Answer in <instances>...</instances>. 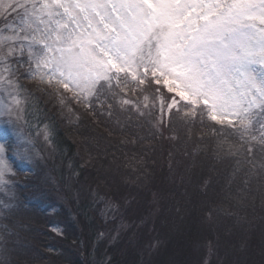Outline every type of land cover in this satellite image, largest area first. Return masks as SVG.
Here are the masks:
<instances>
[{
    "label": "snow or ice",
    "instance_id": "1",
    "mask_svg": "<svg viewBox=\"0 0 264 264\" xmlns=\"http://www.w3.org/2000/svg\"><path fill=\"white\" fill-rule=\"evenodd\" d=\"M0 18V116L21 103L11 63L26 55L33 78L77 99L162 85L173 93L162 110L183 102L185 115L206 113L242 138L258 124L264 143V0H0ZM5 151L0 143V181Z\"/></svg>",
    "mask_w": 264,
    "mask_h": 264
},
{
    "label": "trees",
    "instance_id": "2",
    "mask_svg": "<svg viewBox=\"0 0 264 264\" xmlns=\"http://www.w3.org/2000/svg\"><path fill=\"white\" fill-rule=\"evenodd\" d=\"M23 60L27 61L26 55ZM12 63L11 70L14 71L15 67L17 69L18 59L16 58ZM27 63L24 65L27 66ZM36 83L38 84V82ZM151 87L159 86L152 85ZM159 88L168 97L173 95V93H168L165 87L160 86ZM68 93L64 92L66 99L78 110V115L74 119L59 116L54 111L51 113L48 107H45L43 112L40 102L38 104L37 101H30L29 119L24 125L31 133L34 142L37 143L34 133L30 129L31 125L36 122H39L40 126L48 125L50 151L56 155L55 161L60 159L65 162L69 161L73 163V168L76 171L79 164L84 162L82 169L87 172L86 178L79 176L84 180L83 184L93 183L99 192L107 195L106 198L114 200H126L121 197L122 194L126 196L128 192L134 196L138 190L137 196H134L133 201H130L129 204L122 202L125 209L112 221L103 219L95 211L87 215L81 214L82 221L73 222L69 211L64 215L56 212L50 215L44 212L41 205H37L38 211L34 215L36 221L30 220L31 225L37 227L22 236L24 235L23 241L27 247L33 244L31 249L35 250L33 255L38 254V259L33 257L34 260H29L30 258L22 257L18 260L19 264H264V182H255L258 180L253 182L252 177L244 181V176L248 174L246 166L249 164L248 161L247 164L241 165L240 161L235 158L226 157L227 160H223L220 164L216 162L220 158L216 157L215 152H212L214 147L212 134L219 131V128L225 130V127L215 124L207 116V119H201L199 111L190 116L195 121L203 122L205 128L212 132L203 139L193 130L191 146L183 142L185 146L181 150L190 148L194 150L199 148L196 146L197 144L208 143V147L206 149L200 147L201 150L195 156L189 151L188 158L190 160H199L201 157L208 158L206 164L201 161L195 163L207 167L203 171V175L200 176L199 173L193 172V177L190 179L191 172L198 169L195 168L196 165L190 166V163L193 162L183 163L180 151L174 152L175 154L168 153L169 149L167 146L164 147L166 143L160 141L152 147L151 143L147 142L148 133L146 131L144 135L140 136L143 139L138 143L135 138L138 137L136 129L114 125L107 119L110 114L107 116L103 109L98 110L97 107L88 106L81 99L76 101L77 98L75 99ZM177 99L179 98L177 97ZM35 104L38 105V108H33ZM182 104L183 102H181ZM99 116H101V120ZM152 132L150 134L155 137V131ZM181 135L186 136L182 132ZM91 136H95L96 139H102L101 136H104L111 140L112 144L110 145L113 146L114 151L120 153L118 163H129V158L133 159L136 151L145 152L143 168L146 171L142 173L141 178H137L132 189L128 190L130 184L125 182V180L128 181L130 173L124 175L118 167L117 171L111 170L108 173L109 168H114V162L104 165V171L97 169L98 163L89 165V169L86 168L90 162L85 161V156L79 152L78 146L80 140L85 141ZM0 139L3 143H7L5 138L0 137ZM6 146L7 158L16 174L5 175L4 179L9 178L10 184L7 185L8 189L5 188L6 191L0 189V247L2 246L0 260L5 261V264L10 256L12 261H17L11 255V250L8 252V242L12 235L16 236L9 230L8 215L12 212V208L8 209L12 201L10 190L16 185V179L24 174H30L29 171H31V166L25 167L19 163L17 158L11 157L10 145L6 144ZM204 151H207V155L204 154ZM258 152L264 162V152L259 148ZM74 159L78 163L75 164ZM98 162L100 161L98 160ZM210 167L212 169L208 172ZM237 169L238 171H236ZM105 171L108 173L107 182L102 175ZM176 171L177 175L179 174L183 179L181 177L177 179L178 176L176 179L174 178ZM259 171L260 173L253 177H264V167H261ZM248 172L250 171L248 170ZM130 182L133 184V177ZM118 183L120 185H117ZM121 186L122 190L120 191ZM14 190L19 195L18 202H23L24 206L22 207L27 209L29 205L26 207V204L29 203L27 196L23 193V188L19 186V189L14 188ZM154 192H159L165 201L169 200V203L166 211L159 215L155 222H152L153 214L146 208L148 209L147 201L152 198ZM227 208L234 212H228L230 210ZM226 209L227 211L224 213ZM76 217L79 219L78 215ZM58 218L59 221L63 218L64 222L60 221V223H65L62 235L53 230ZM87 218L90 219L88 223L86 222ZM123 221H126L127 225H123ZM116 222L117 224H115ZM111 224H115V229L122 230L124 234L128 233L132 236L129 240H125L121 247H113L105 241L115 242L114 234H112V238L108 237V234L116 233L115 230L113 232L114 227L113 229L108 228ZM197 228H200V231H194ZM190 230L193 231L190 232ZM3 240L6 241L5 245L8 248L2 245ZM154 241L158 243V246L154 245L156 248L153 249ZM200 241H204L206 244L205 251L199 250ZM8 253H10L9 256ZM204 253L206 257L204 261L197 262V258L199 257L200 260Z\"/></svg>",
    "mask_w": 264,
    "mask_h": 264
},
{
    "label": "rangeland",
    "instance_id": "3",
    "mask_svg": "<svg viewBox=\"0 0 264 264\" xmlns=\"http://www.w3.org/2000/svg\"><path fill=\"white\" fill-rule=\"evenodd\" d=\"M7 22L9 24L17 22L15 12H12L11 15L7 17ZM4 28L5 20L0 18V29ZM16 58L18 59L17 69L15 67V70H11V72L13 74L12 78L19 85V88L14 91V94L18 95L21 103L18 107H14L13 115L11 117L0 116V137H3L7 140V143H4L6 151V144L10 145V150L12 152L11 157H14V159L17 158L19 163L25 167L31 166V171H29L30 174H24L19 179H16V185L12 190H10L12 201L8 209L12 208V212L8 215L10 220L9 230L11 234L13 233L16 236L12 235V238L9 240L8 252L11 250V255H13V258H15L17 261H12L10 256L7 264H12L13 262H15V264H19L18 260H20L22 257H24V259L30 258L29 260H32L33 257H38V254L33 255L35 251L31 249L33 244L30 247H27L23 241L24 235L22 236V234L26 235L29 232L35 230V227H37L35 225H31L32 223H30V220L33 222L36 221L34 215L38 211L37 205H41V207L44 208V212L50 215L55 212L60 213V215H64L69 211L71 216L70 218L73 220V222L76 220L77 222H81V214L87 215L90 212L92 213L95 211L101 215L103 219H111L112 221V219L117 218L118 214L121 213L123 209H125L124 203L122 204V202H127V204H129L130 201H133L134 196H137L138 192L137 190L136 195L134 196L127 192L126 196L123 194L121 195V197L125 198L126 200L119 201L115 199V201L113 198H106L107 195H103V193L99 192L93 183H84V185V180L81 179L82 177L86 178L87 173L84 171V169H82V164L84 162L79 164L77 167L78 170L76 171L73 168V163H70L69 161L65 162L61 159H56L58 161H55L54 157H56V155L50 151V129L48 125L40 126L39 122L31 125L30 129L32 130V133H34V138L37 143L34 142L31 133L28 132V129H26L24 125L26 120L29 119L28 113L30 112L28 110V106L30 101H37V103L40 102L42 104L43 112L44 108L48 107L51 110V113L54 111L57 112L59 116L61 115L62 117H67L69 119L76 118L78 115V110H76V108L71 105L64 94V92H69V95L75 97L73 92L65 91L62 87L56 85L55 82L49 85L47 83L41 82L38 77L33 78L29 63H27V66H25L24 63L26 62L23 60V57L17 56ZM12 64L13 63H11V65ZM31 67H34V65ZM5 75H7V73H5ZM36 82H38V84ZM160 86L163 87L162 85ZM142 88L144 89L143 91L141 90ZM156 88L157 87L154 88L147 86L136 88L134 84H129L128 87L123 89V91L120 89H114L116 93L115 95L112 93H107L105 96H101L100 99H96L94 97H89L88 100H84L82 97L79 99H76L75 97V99L76 101L81 99L83 102H86L85 104L88 106H93V108L97 107L98 110L103 109L107 116L110 114L108 118H106L113 122L114 125L116 124V126H124V128L130 127L131 129H136L138 137L135 138L138 140V143L143 139L140 136L144 135L146 131L148 133L147 142L151 143L152 147L156 146L157 142L160 141L166 143L164 147L167 146L170 151L168 153L175 154L174 152L180 151L182 162H193L190 163V166L193 167L196 165L195 168L198 169L191 172L190 179L193 177V172L199 173L200 176L203 175V171H205L207 167L201 166L200 164L197 165L195 163L197 161H201L203 164H206L208 163V158L204 159L201 157L199 160H190L188 158V153L191 151V153L195 156L201 150L200 147L206 149L208 147V143L206 142V144H204L201 142L196 145L199 148H195L194 150H192V148L183 150L181 149L185 146L183 142H186L189 146H191V133H193V130H195L196 134H199V136H201L203 139L212 134V132H209V129L205 128V124L203 122L195 121L193 117H190V115H185L188 109L184 108L182 105L178 106L179 111H177V108L169 110L166 107H164L162 110L160 98L163 97L167 100L168 96L162 93L163 91H161V88L160 92H156ZM145 96H148L149 99L145 100ZM121 98L129 100L131 103L127 105L122 104ZM0 99L8 100L9 98L0 92ZM61 101H63V103ZM167 102H170V100ZM145 105L147 106L145 107ZM33 108H38V105L35 104ZM199 114L201 119H207L208 117L206 113L199 112ZM90 115L93 116V114ZM99 118L101 120V116H99ZM5 119L11 120V126L5 124ZM214 123L216 124L215 121ZM223 127H225L226 131L219 128V131L213 132L212 134V137L214 138V147L212 148V152H215L216 157L220 158V160L216 162L220 164L223 160H227L226 157L235 158L236 160L240 161L241 165H245L249 162V164L246 165L248 174L247 176H244V181H247L252 177L253 182L255 180H258L255 182L259 183L264 182L263 176L261 178L253 177L260 173L259 170L261 167H264L263 159L258 152V148L264 152L263 143H261L259 139V125H255V127L248 134L244 135L243 138L241 137V133L236 131L234 128L227 125H223ZM152 131H155V137L150 134ZM181 132L186 136H182ZM252 136H256L257 139L252 140ZM101 138L102 139H96L95 136H91L85 141L80 140L78 146L79 152L83 153L85 156V161L88 160V162H90L87 164L86 168L89 169V165L98 163L97 169L104 171V165H106L108 162L111 164L114 162V168H109L107 170L108 173H110L111 170L117 171V167L122 171V173H124V175L125 173H130L128 181L125 180V182H129L130 184L128 190L132 189L135 186V181L138 180L137 178H141L142 173L146 171L145 168H143L145 163V152L142 150H140V152L136 151V153H134L135 157L133 159L129 158V163H118L117 160L120 157V153H118V151H114L115 149L110 145L112 144V141L108 140L104 136H101ZM0 143H3L1 139ZM255 148H257V150H255ZM249 149H251V151H249ZM25 150V154L29 158L30 162H22L17 155L18 151L24 152ZM6 151L4 156L11 171L7 172L5 175H8V173L12 175L16 174V171L13 170V166L10 164V161L7 158ZM204 154L207 155V151H204ZM74 160L75 164L76 162L78 163L76 159ZM98 160L100 162H98ZM210 169L212 168L210 167L208 172ZM248 170L250 172H248ZM236 171H238V169ZM108 173L106 171L102 173L105 182H107L106 179ZM132 177L133 184L130 182ZM176 177L177 179L181 177L179 174L177 175V171L174 175L175 179ZM181 178L183 179V177ZM186 180L188 181V179ZM13 181L14 179L12 182ZM9 184V178H5L3 181H0V189L2 188L4 191H6L5 188ZM117 185H120V183ZM19 186L23 188V193H25L27 196V202L29 203L26 204L25 202L26 207L29 205L27 209L22 207L24 206L23 202H18L19 195L14 190V188L19 189ZM121 190L122 186L120 188V191ZM168 201L169 200L165 201L159 192H154L152 198L147 201L148 209L146 208V210L153 214L154 219H152V222H155V219L166 211L169 203ZM227 209L230 210V208ZM227 209L224 211V213L227 211ZM75 211L76 215L74 216ZM231 211L232 209L228 212ZM77 215L79 216V219H77ZM121 219L119 223L121 222ZM60 221L64 222V219L62 218ZM60 221L59 218L58 221H55L53 230L62 235V229L65 223H60ZM89 221L90 219L87 218L86 222L88 223ZM115 224H117V222ZM115 224L108 226V228L112 229L114 227L113 232L114 230L116 231V233L108 234V237L111 236V238L112 234H114L115 239L113 240H115V242L113 243L110 240L105 241L113 247H121L123 246V242L127 239L129 240L132 236L128 233L124 234L122 230L120 231L115 229ZM122 224L127 225V222L123 221ZM191 231L193 230H190V232ZM194 231H200V228H197ZM202 234L204 233L202 232ZM2 242V245L7 247L5 245L6 241L3 240ZM154 245L158 246V243L154 241L153 249L156 248ZM199 247V250H206V244H204V241L199 242ZM10 253H8V256ZM205 258L206 257L204 253L200 260L199 257L197 258V262H203Z\"/></svg>",
    "mask_w": 264,
    "mask_h": 264
}]
</instances>
